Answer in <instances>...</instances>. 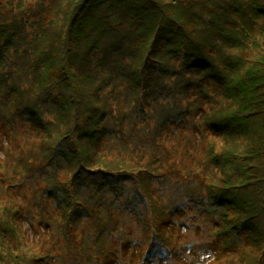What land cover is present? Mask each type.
I'll use <instances>...</instances> for the list:
<instances>
[{
	"label": "trees",
	"instance_id": "trees-1",
	"mask_svg": "<svg viewBox=\"0 0 264 264\" xmlns=\"http://www.w3.org/2000/svg\"><path fill=\"white\" fill-rule=\"evenodd\" d=\"M203 251L264 264V0H0V264Z\"/></svg>",
	"mask_w": 264,
	"mask_h": 264
},
{
	"label": "rangeland",
	"instance_id": "rangeland-1",
	"mask_svg": "<svg viewBox=\"0 0 264 264\" xmlns=\"http://www.w3.org/2000/svg\"><path fill=\"white\" fill-rule=\"evenodd\" d=\"M178 132V130H177ZM165 137V136H164ZM164 137L162 138L164 140ZM211 139V138H209ZM208 139V140H209ZM163 143V141H162ZM202 147V148H201ZM163 150L165 152H170V150H174L175 152L172 158V162L174 163L176 169H178L179 173L187 171L188 167L193 165V159L192 154L204 153V146L202 144V139H200L199 134H196L195 132H191L190 130L188 132H179L178 134L171 135L167 142L163 143ZM192 172L191 170H189ZM195 171V170H194ZM192 233L186 232L183 233L180 231L179 237L181 236L182 239H185L186 241H193L196 239L204 240L202 247H209L212 250H216V248L211 244V241L209 239H206L204 235H201L200 229H194ZM201 253H205L204 251ZM236 252L227 253L224 254H215L212 253L211 256L206 260L207 263L214 264L216 260L220 259H227V257L235 256ZM122 264V263H121ZM225 264V263H224Z\"/></svg>",
	"mask_w": 264,
	"mask_h": 264
}]
</instances>
